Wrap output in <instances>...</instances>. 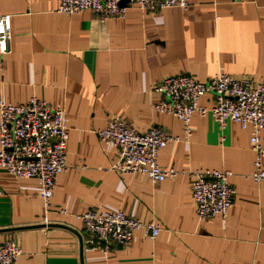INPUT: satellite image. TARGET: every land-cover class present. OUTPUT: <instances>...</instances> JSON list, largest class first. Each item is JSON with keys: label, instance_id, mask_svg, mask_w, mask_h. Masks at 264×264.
I'll list each match as a JSON object with an SVG mask.
<instances>
[{"label": "crops", "instance_id": "0c3cea01", "mask_svg": "<svg viewBox=\"0 0 264 264\" xmlns=\"http://www.w3.org/2000/svg\"><path fill=\"white\" fill-rule=\"evenodd\" d=\"M156 1L103 20L91 11L59 12V0H0V15L12 18L9 52L0 53V97L8 105L45 100L65 111L69 129L68 170L48 210L37 179L0 170V244L19 243L17 264H264V182L250 177L251 130L196 115L187 138L179 119L153 108L161 100L155 88L174 74L207 82L227 72L261 82L264 0H190L187 9ZM214 103L212 94L201 100ZM117 117L143 134L159 129L182 138L159 155L162 167L180 174L157 183L113 171L118 150L98 131ZM200 169L232 173L227 219H199L191 174ZM118 210L155 221L159 236L138 231L109 255L88 243L78 216Z\"/></svg>", "mask_w": 264, "mask_h": 264}, {"label": "built area", "instance_id": "2783aa9c", "mask_svg": "<svg viewBox=\"0 0 264 264\" xmlns=\"http://www.w3.org/2000/svg\"><path fill=\"white\" fill-rule=\"evenodd\" d=\"M123 1L126 4H122ZM156 4V0H59L58 11L69 15L91 11L106 20L125 17L128 5L150 9ZM189 4L190 0L158 2L162 8L187 9ZM11 32V15H0L1 54L9 52ZM155 91L161 100L154 105V110L179 119L187 138L192 136L191 122L196 115H211L221 127L233 121L243 129H250L251 149L256 153L255 171L250 177L257 184L264 182V79L254 83L248 78L238 79L233 74L219 72L207 82H200L193 75L179 73L164 78ZM207 94L215 98L210 108L201 104ZM98 136L117 148L118 161L111 168L118 174L146 175L157 183L180 174L175 168L159 164L160 152L170 143L180 142V137L159 129L143 134L118 117L98 131ZM68 137L63 109L36 97L18 105H8L0 97V170L15 179H37L47 210L59 176L68 170ZM191 176L192 197L199 219H227L236 195L230 184L232 173L200 169ZM78 219L84 225L88 243L101 248L107 255L111 254L113 246H130L138 231L151 239H156L161 232L155 221L144 223L122 210L90 211L79 215ZM22 255V248L15 239L0 244V264H17Z\"/></svg>", "mask_w": 264, "mask_h": 264}, {"label": "water", "instance_id": "95a60500", "mask_svg": "<svg viewBox=\"0 0 264 264\" xmlns=\"http://www.w3.org/2000/svg\"><path fill=\"white\" fill-rule=\"evenodd\" d=\"M122 4H126V1H123V2H122ZM78 234H79V233H78ZM79 236H80V234H79ZM80 238L82 239V237H81V236H80Z\"/></svg>", "mask_w": 264, "mask_h": 264}]
</instances>
